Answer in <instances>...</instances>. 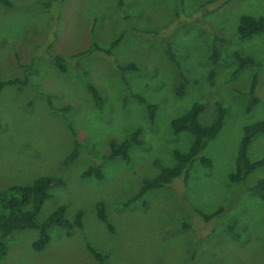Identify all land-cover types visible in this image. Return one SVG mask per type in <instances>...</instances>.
<instances>
[{"label":"rangeland","instance_id":"rangeland-1","mask_svg":"<svg viewBox=\"0 0 264 264\" xmlns=\"http://www.w3.org/2000/svg\"><path fill=\"white\" fill-rule=\"evenodd\" d=\"M6 1L10 6L0 3V80L28 85L6 86L0 95V188L60 178L65 185L51 190L39 221L61 206L68 222L79 211L84 219L69 233L50 229L42 252L33 248L37 230L14 232L3 264H99L88 243L109 254L110 264H264V201L246 191L264 178V168L244 184L229 180L244 128L264 121V36L241 40L237 32L242 16L264 19V0ZM120 38L112 55H83ZM239 53L261 64L260 104L250 113L256 69L239 68ZM57 56L66 72L55 65ZM129 64L137 70H121ZM86 83L102 95V108ZM182 84L186 93L179 97ZM195 103L204 106V125L217 119V104L227 111L202 155L211 167L198 159L188 180L132 203L143 181L160 173L156 162L172 166L175 151H189L191 135L174 134L172 122ZM150 105L156 106L153 123ZM135 130L142 145L130 150V164L104 160L112 142L121 144ZM76 141L77 157L65 165ZM249 156H264V134L253 139ZM92 166L101 167L103 179L82 178ZM100 202L114 231L99 219ZM219 209L224 213L210 222L197 214Z\"/></svg>","mask_w":264,"mask_h":264},{"label":"trees","instance_id":"trees-1","mask_svg":"<svg viewBox=\"0 0 264 264\" xmlns=\"http://www.w3.org/2000/svg\"><path fill=\"white\" fill-rule=\"evenodd\" d=\"M58 0H49V5L52 2ZM2 5L10 6L6 0H0ZM238 35L241 40L249 39L257 34L264 36V19L256 18L252 16H242L238 24ZM121 43V38L111 43L109 48H101L95 44L90 50L86 51L83 55L90 54L91 52H103L107 55H112L113 50ZM239 62V68L251 67L255 68L256 72L253 74L250 85V100L247 111L250 113L258 104L260 99L256 96L257 87L259 83V70L261 64L258 63L251 56H242L240 53L236 56ZM54 63L57 68L66 72L65 59L63 57H55ZM122 71H136L137 67L134 64L124 66ZM216 71L212 70L209 75V80L213 84ZM26 86L28 80L14 79L8 81L0 80V95L2 90L6 86ZM87 91L90 93L94 100V103L98 109L104 105V100L100 92L92 84H87ZM186 93V84H182L177 92L179 97ZM138 99L143 103L146 101L139 96ZM150 118L153 123L156 116V106L150 105ZM204 111L202 103H195L192 108L183 116L175 119L172 122V129L174 134L179 135L182 133H188L192 137V145L188 152L182 153L175 151L174 159L175 163L172 166H164L160 162H156L155 165L159 168L160 173L151 179L143 181V185L133 199L132 203L141 199L147 193L165 188L172 184V182L178 178L184 177L188 180L190 177L191 169L196 160L200 159L204 167L210 168L212 161L209 158L203 157V153L207 146L212 142L220 133L224 126L225 117L227 114L226 109L219 103L217 104V119L211 125H204L200 121V116ZM70 126L71 123H70ZM1 127V122H0ZM140 130H135L131 137L121 144L116 142L111 143V153L104 160H122L127 164H130V150L134 146H141L142 140L140 137ZM264 134V121L246 126L244 128V134L238 150L237 160L234 171L229 175L230 182L234 184H244L247 178L254 173L257 169L264 168V156L261 159L253 160L249 156V148L253 139ZM77 138V134H75ZM79 144L76 141V148L74 152L66 160L65 165L71 164L77 157ZM95 176L101 180L104 178L102 169L100 166H92L82 175V178H90ZM64 182L57 177H40L36 179L32 184L25 186H12L5 189L0 188V264H3L4 259L7 257L10 243V236L16 231L24 230H37L39 232V239L34 242L33 248L36 252H42L48 243L50 242V229H65L68 233L74 228L83 227L84 213L79 211L76 215V219L73 223L66 220V207H59L46 221L40 222L39 215L41 213L44 203L52 197L51 190L64 187ZM247 192L256 194L264 201V178L259 179L256 184L246 189ZM104 203H98L96 210L99 219L103 221L110 231H114V226L110 224L108 213ZM224 213L223 209H219L213 214H205L201 211H197V214L205 222H210ZM88 251L93 255L99 264H110L109 254H104L96 249L93 245L87 244Z\"/></svg>","mask_w":264,"mask_h":264}]
</instances>
